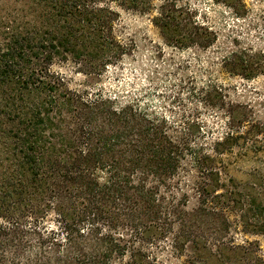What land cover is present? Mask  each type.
Wrapping results in <instances>:
<instances>
[{
    "label": "trees",
    "instance_id": "obj_1",
    "mask_svg": "<svg viewBox=\"0 0 264 264\" xmlns=\"http://www.w3.org/2000/svg\"><path fill=\"white\" fill-rule=\"evenodd\" d=\"M2 1L16 14L0 20V264H167L153 248L168 238L176 256L195 251L182 264H264L257 241L233 235L264 238V123L210 85L231 121L212 156L139 98L71 90L52 70L98 75L130 54L118 9L147 15L178 49L205 50L215 32L176 0ZM222 66L250 80L264 52L232 50ZM234 147L242 180L224 162ZM185 163L199 179L191 211L175 182Z\"/></svg>",
    "mask_w": 264,
    "mask_h": 264
},
{
    "label": "rangeland",
    "instance_id": "obj_2",
    "mask_svg": "<svg viewBox=\"0 0 264 264\" xmlns=\"http://www.w3.org/2000/svg\"><path fill=\"white\" fill-rule=\"evenodd\" d=\"M176 3L183 12L192 11L215 32L217 41L213 46L205 50L168 46L147 15L118 9L117 34L125 42H132L130 54L98 75L81 73L70 62L56 63L52 70L71 90L102 92L123 101L139 98L148 110L168 121L174 135L181 138L189 134L214 156L210 148L227 132L231 121L229 108L221 106L218 96L208 88L210 85L222 89L225 104L234 106V114L246 112L252 120L264 123V75L246 80L230 75L222 66L223 57L232 50L264 52V0H176ZM12 9L0 0V20L14 18L16 12ZM2 40L0 26V43ZM238 152L234 147L225 156L229 162H224L230 166L228 176L242 180L248 166L236 163ZM218 166L221 168V164ZM175 182L180 194H186V209L194 210L199 182L196 171L185 163ZM233 235L238 242L257 241L264 259L262 236H245L238 231ZM153 251L160 262L167 264H182L195 253L187 245L183 255L176 256L170 238ZM202 258L207 260L208 254L202 252Z\"/></svg>",
    "mask_w": 264,
    "mask_h": 264
}]
</instances>
